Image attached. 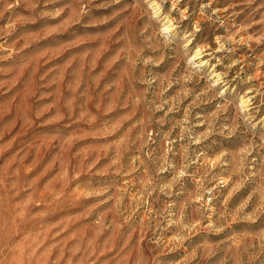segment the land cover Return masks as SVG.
<instances>
[{
    "label": "rangeland",
    "instance_id": "1",
    "mask_svg": "<svg viewBox=\"0 0 264 264\" xmlns=\"http://www.w3.org/2000/svg\"><path fill=\"white\" fill-rule=\"evenodd\" d=\"M0 264H264V0H0Z\"/></svg>",
    "mask_w": 264,
    "mask_h": 264
}]
</instances>
